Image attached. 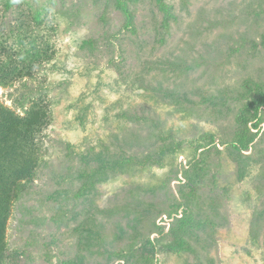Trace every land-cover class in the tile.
Masks as SVG:
<instances>
[{"label":"rangeland","instance_id":"374dc122","mask_svg":"<svg viewBox=\"0 0 264 264\" xmlns=\"http://www.w3.org/2000/svg\"><path fill=\"white\" fill-rule=\"evenodd\" d=\"M117 1L0 0V42H14L32 9L41 10L44 35L56 28L53 60L0 85V100L21 114L18 106L33 99L50 108L35 180L12 205L3 264H65L81 255L85 264H264V106L249 150L237 160L226 151L240 109L264 100V0H163L169 15L157 0H124L132 27ZM209 135L220 151L195 156L209 168L198 194L218 211L213 233L203 235L209 252H171L183 170ZM175 141L182 150L163 166L112 173L78 196L83 155L105 145L141 157ZM149 238L154 256L142 255Z\"/></svg>","mask_w":264,"mask_h":264},{"label":"trees","instance_id":"16d2710c","mask_svg":"<svg viewBox=\"0 0 264 264\" xmlns=\"http://www.w3.org/2000/svg\"><path fill=\"white\" fill-rule=\"evenodd\" d=\"M157 1L160 3V9L168 14V6L163 0ZM117 6L126 16L127 26H134V14L129 3L118 0ZM7 7H10V3ZM168 18L166 17V21ZM19 23L17 31L12 32L14 42L11 45H7V40L0 42V55L3 53V56H0V85L5 88L12 87L15 82L26 77H33L37 65L49 64L55 54L52 36L56 28L51 27L46 35L42 33L43 17L40 9H32L29 13L24 12ZM263 106L264 100H253L240 109L236 117L235 138L226 149L233 159L237 160V156L249 150L256 140L258 132L252 129H257L262 122L261 108ZM20 107L24 110V114L0 100V264H3L9 255L7 225L14 199L24 190L27 182L35 180L42 156L40 136L50 120L49 104L42 98L33 99L28 105L25 102L21 103L18 108ZM133 118L140 119L139 116L134 115ZM160 138L164 137L161 135ZM216 138L215 135H209V139L205 142H199L190 159V167L183 170L185 182L180 183L178 189L182 199L179 205L183 208L182 216L174 219L167 233L170 237L167 248L171 252L190 253L196 256L202 255L203 251L209 252L208 243L204 241L205 244H203L202 241L203 235L208 232L212 234L216 226L212 215L215 208L212 202L209 203L212 210L207 208L208 203L205 197L198 194V182L200 183L204 172L209 169L208 166L201 165L205 164V158L202 156L210 151L212 146L220 151L215 144ZM201 149H203L202 156L200 155L197 159L195 156ZM180 150H182V143L175 141L161 145L157 150L149 151L140 157L126 152L116 153L111 151L110 147L101 146L99 150L82 156L87 168L80 173L82 183L77 194L87 196L112 173H124L153 165L163 166L169 156ZM95 238L93 231H89L85 239L86 244L93 247ZM149 244H152L150 238L142 245V255L148 253L155 255L154 249L151 251L148 249ZM119 256L124 257L121 254ZM65 264H85V257L77 256L75 259L66 261ZM145 264H154L153 259L147 260Z\"/></svg>","mask_w":264,"mask_h":264}]
</instances>
